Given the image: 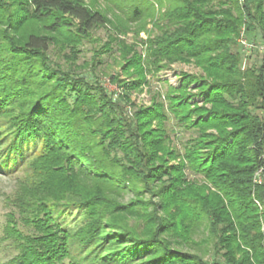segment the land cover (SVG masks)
I'll use <instances>...</instances> for the list:
<instances>
[{
    "label": "trees",
    "instance_id": "trees-1",
    "mask_svg": "<svg viewBox=\"0 0 264 264\" xmlns=\"http://www.w3.org/2000/svg\"><path fill=\"white\" fill-rule=\"evenodd\" d=\"M103 1L113 18L99 0H0V172L24 166L18 215L8 212L4 227L18 252L0 264H264V181H253L264 152V59L242 66L237 49L243 26L246 39L259 30L264 42V0ZM133 24L155 33L142 50L115 35ZM99 27L108 33L94 56L116 46L111 77L130 114L49 57L53 45L75 59ZM174 62L201 72L149 89V76ZM144 86L149 104H135L130 94ZM169 119L195 132L182 150ZM28 142L38 147L27 157ZM59 203L85 220L63 227Z\"/></svg>",
    "mask_w": 264,
    "mask_h": 264
},
{
    "label": "rangeland",
    "instance_id": "rangeland-1",
    "mask_svg": "<svg viewBox=\"0 0 264 264\" xmlns=\"http://www.w3.org/2000/svg\"><path fill=\"white\" fill-rule=\"evenodd\" d=\"M99 4L102 8L106 9L109 17L113 18V12L116 11L113 5H109L103 1L99 0ZM132 30L127 33H115L120 39H123L127 44L136 43L137 49L142 50L145 46L143 41H146L148 37H151L155 33H147L146 30H141L138 33L136 31V25H132ZM138 28V27H137ZM147 28L151 29V23L147 24ZM153 30V29H152ZM156 32V30H155ZM108 30L104 27H99L93 31V36L98 39L95 41H83L80 45V51L77 53L75 59H69L66 55H70L66 50H60L56 46H51L48 50L49 57L52 63H57L65 71H70L74 77H83L90 82L97 81L105 90V92L111 96L113 100L121 99L125 104V108L128 114L133 110L132 104L124 101L120 98V94L123 91L122 87L115 81L112 80V75H116L119 71V65L116 63L117 51L116 46L110 53H103L95 55V50L98 48L102 42L106 40ZM241 37H245L244 26L239 32L237 38V43H239L237 49L241 52L242 56V66L247 64L259 65L264 59V42L260 37V32L257 30L255 32L252 40H248L252 43L251 46H245L241 43ZM247 38V39H250ZM92 57H95L93 61ZM99 61V62H98ZM200 73L201 70L195 64L188 62H174L169 66H165L159 70L155 76H149L150 87L149 89H159L164 91L166 89V82L177 86L180 83L181 73ZM124 78V76H121ZM191 85L190 87H193ZM150 92L147 91V87L144 86L141 91H134L130 94V100L138 105L149 104ZM74 98V94L70 96V101ZM196 101L201 103V98H195ZM168 130L170 137L172 139V144L177 147V149L182 150V145L187 139L195 134L193 130H187L180 126H177L173 119H169ZM38 147V143L28 142L23 145V150L26 156H30L34 150ZM24 166L18 165L13 170L7 173L0 172V263L9 260L13 255L18 252L16 242L12 238H8L4 233V227L7 222V213L14 211L15 215H18L17 209L13 204V198L18 192L21 177L23 175ZM187 177L189 179L200 180L199 175H193L188 172ZM133 196L131 191H126L124 193V200H128ZM58 209L63 210L62 213L57 214V220L60 224L67 229L77 228L84 220V213L77 207L59 203ZM20 229L28 231L29 229L19 224ZM200 235H195L198 239ZM186 251L193 250L189 247L181 248ZM189 249V250H188ZM192 252V251H191ZM207 260L213 258L212 253L204 255Z\"/></svg>",
    "mask_w": 264,
    "mask_h": 264
},
{
    "label": "built area",
    "instance_id": "built-area-1",
    "mask_svg": "<svg viewBox=\"0 0 264 264\" xmlns=\"http://www.w3.org/2000/svg\"><path fill=\"white\" fill-rule=\"evenodd\" d=\"M241 43L245 46H251L252 43H250L245 37H241ZM261 164L259 167L254 171L253 174V181L255 183H261L264 181V152L261 155Z\"/></svg>",
    "mask_w": 264,
    "mask_h": 264
}]
</instances>
